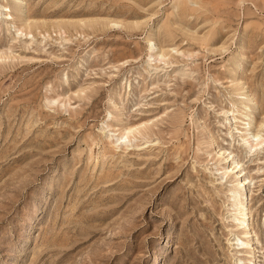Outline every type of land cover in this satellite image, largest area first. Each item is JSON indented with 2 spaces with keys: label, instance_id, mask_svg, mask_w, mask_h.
Masks as SVG:
<instances>
[{
  "label": "rangeland",
  "instance_id": "374dc122",
  "mask_svg": "<svg viewBox=\"0 0 264 264\" xmlns=\"http://www.w3.org/2000/svg\"><path fill=\"white\" fill-rule=\"evenodd\" d=\"M263 122L264 0H0V264H264Z\"/></svg>",
  "mask_w": 264,
  "mask_h": 264
},
{
  "label": "bare ground",
  "instance_id": "6f19581e",
  "mask_svg": "<svg viewBox=\"0 0 264 264\" xmlns=\"http://www.w3.org/2000/svg\"><path fill=\"white\" fill-rule=\"evenodd\" d=\"M7 16V15H6ZM3 17L2 19H8L9 18V16L8 17ZM21 34V33H20ZM152 44V43H151ZM155 43L154 44H152L151 46H150V49H151V53H154V50H155ZM162 58L163 57V55L162 54H155V58ZM159 60V59H158ZM251 103H253V101H251L250 102V104ZM255 122V121H254ZM248 125H250V123L248 124ZM264 126V122L260 125V128H262ZM130 132V129L128 128V129H125V133H129ZM246 134V133H245ZM126 136V135H125ZM246 138H245V142L247 143V145H249L251 148H255L256 146H259V145H261V143L263 142V141H260L259 140V133H257L256 135H254V134H252V133H248V134H246ZM250 148V149H251ZM244 182V181H243ZM242 182V183H243ZM241 207H242V211L239 213L240 215H241V217H242V215L243 216H245V219H246V213L244 212L245 211V209H244V204H242L241 205ZM240 208V207H239ZM241 219V218H240ZM246 221V220H245ZM245 221H243V224H244V222ZM245 229V228H244ZM245 234L248 236V234H249V232L247 231V232H245ZM252 235V234H251ZM249 252H250V256H252L251 254H252V252H254L253 251V248H250L249 249Z\"/></svg>",
  "mask_w": 264,
  "mask_h": 264
}]
</instances>
